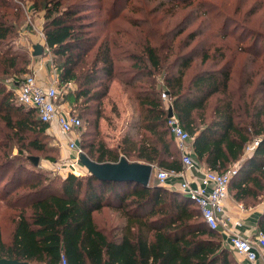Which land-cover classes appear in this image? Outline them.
Returning <instances> with one entry per match:
<instances>
[{
	"label": "trees",
	"instance_id": "1",
	"mask_svg": "<svg viewBox=\"0 0 264 264\" xmlns=\"http://www.w3.org/2000/svg\"><path fill=\"white\" fill-rule=\"evenodd\" d=\"M29 1L44 13L60 85H77L66 94L70 112L96 117V140L80 143L91 159L118 162L124 156L182 171L168 126L172 107L192 137L193 159L218 172L239 162L229 195L245 207L262 202L264 30L253 23L254 9L243 12L237 0H161L157 6L147 0L144 17L134 19L113 14L106 0ZM96 3L104 19L93 13ZM24 17L21 3L0 0V203L13 223L10 240L0 225V259L59 264L64 254L69 264H240L187 194L157 180L145 187L72 172L48 179L28 159L44 153L56 161V150L43 139L50 125L34 108L17 104L6 87L8 78L19 85L31 71L29 53L11 45ZM113 22L131 27H110ZM114 82L133 112L110 145L101 120L109 119L105 106ZM82 126L83 120L77 132ZM25 163L33 169L25 171ZM258 230L264 232V216Z\"/></svg>",
	"mask_w": 264,
	"mask_h": 264
},
{
	"label": "built area",
	"instance_id": "2",
	"mask_svg": "<svg viewBox=\"0 0 264 264\" xmlns=\"http://www.w3.org/2000/svg\"><path fill=\"white\" fill-rule=\"evenodd\" d=\"M57 87V79L55 78L43 83L37 75L29 74L19 83L17 98L22 105L34 108L43 122L49 125L57 124L60 131L68 138V149L74 152V157L67 164L69 172L78 176L83 175L86 168L79 160V155L83 150L76 142V133L82 124V120L78 116L73 115L70 110L62 107L59 103L60 93ZM162 98L169 102L167 93L163 92ZM168 126L178 149L181 151L184 169H193L201 173V183L203 185L202 187L194 188L185 179L179 183L176 190L189 195L192 200L196 201L209 227L221 231L227 244L235 253L243 256L252 264H264V232L259 231L254 236L240 234L234 228L240 227L241 222H233L226 208V200L229 197V185L231 179L238 171L239 163L233 165L225 172L204 168L193 159L192 148L189 143L192 137L182 126L175 112L172 116H168ZM253 148L254 146L250 149ZM154 168L155 178L162 185H166V182L172 176L182 175L184 170L175 172L156 168L155 166ZM59 264H69L64 254H62Z\"/></svg>",
	"mask_w": 264,
	"mask_h": 264
},
{
	"label": "rangeland",
	"instance_id": "3",
	"mask_svg": "<svg viewBox=\"0 0 264 264\" xmlns=\"http://www.w3.org/2000/svg\"><path fill=\"white\" fill-rule=\"evenodd\" d=\"M117 1L118 2H116L115 5L114 0H106L105 8H109L108 5L110 4V8H112V13L115 15L118 14L121 17L123 16L134 19H141L144 17V13L148 9L147 0H139V1L117 0ZM150 1L154 3L153 6H157L158 3L161 2V0H154V2L152 0ZM16 2L19 5L21 3V6H23L25 17L23 19L21 27H19L20 33L18 34L17 37H15V39L12 40L11 45L17 51H25V52L27 51L32 61L33 59L41 58V60H44L46 62L47 71H48V74L45 77L46 80L47 81L48 79L53 80L54 78L57 79V85H58L57 88L60 93L59 103L61 105H64L65 109H68L70 111L73 110V106H71L68 102H66V94L70 90H75L77 88V85L74 82H70L67 85H60L59 71L57 68V65L59 64V60L53 55V53L49 50V48L46 45L45 35L43 31V25L45 22L44 13L41 11H36L32 6V2H30L29 0H25V1L16 0ZM236 4L238 5L239 9L242 10L243 12L246 11L247 13H249L254 9L257 14L255 13L253 15L252 18L254 21L253 23L259 29L264 30V6L261 4L260 0H237ZM99 6L100 3H96L97 8L93 13L98 15L97 17H99L100 19H104V17H106L105 15L106 13L105 11H100L98 9ZM133 7H138L139 12H132ZM95 19L96 17L94 18V20ZM115 24L122 28L131 27L128 23L126 24L124 22H121V24L117 22H113L111 23L110 27ZM37 43H43L45 45V51L40 56H34L32 54L34 51L33 45ZM263 46L264 44H261V48ZM262 56H263L262 58H264V54ZM29 74L37 75L34 73V69L31 68L30 73L24 75L22 78H24ZM6 87L14 92L15 102L19 104V101H17L18 100L17 93L19 91V85L14 84L13 78H8ZM114 104L117 105L118 108L117 111L113 110ZM132 108L133 106L130 103L127 94L122 90V87L118 82H114L110 92V100L106 101V106H105V110H106L105 113L109 119L101 120L102 135L110 145H115V143L118 140V137L121 136L122 131L120 130V128L123 127V123L125 119L131 117L133 112ZM75 114L81 115L83 120V126L76 133L77 144L81 147L80 144L81 142L86 141L88 143L95 141L96 140L95 115L93 116L92 114H85L82 111H80V109H76ZM87 119H89V122ZM43 139L48 144V146L56 150L55 152L51 153L53 157L56 158V161L45 159L44 157L47 154L44 153L38 154L41 157L40 164L38 166L39 170L43 171L48 177V179L59 178V177L63 178L67 176V174L70 173L67 164L73 158V156L70 155V153L67 151L68 138L60 131L58 127L54 130L51 126L47 130V134L43 136ZM250 148L248 151H250ZM1 151L2 150L0 149V153ZM9 151L11 152V156H13L14 153L17 154V147H15L14 150L12 151L9 150ZM4 159L5 158L2 156L0 158V162L3 161ZM19 164L20 162H17V165ZM25 166H26L25 171H31L33 169V165L30 163H25ZM87 173H89L87 169L84 170V174ZM156 180L157 179L155 178V172H154L151 182L154 183ZM7 213L8 211L0 203V225L3 229L5 240H10L13 232V223L7 218L8 216Z\"/></svg>",
	"mask_w": 264,
	"mask_h": 264
},
{
	"label": "crops",
	"instance_id": "4",
	"mask_svg": "<svg viewBox=\"0 0 264 264\" xmlns=\"http://www.w3.org/2000/svg\"><path fill=\"white\" fill-rule=\"evenodd\" d=\"M30 68L34 69V73L37 74V76L41 82L47 83L48 81H50V79H48V81H47L45 78L46 75L48 74V71H47L46 62L44 60H41V58L33 59ZM62 107H64V105H62ZM126 120H127V118H126ZM51 126L54 130L57 128L56 123H53ZM67 151L70 153V155H72L74 157L73 151H71L69 149ZM238 163L239 162H237L235 164H238ZM200 164L204 168H206V169L208 168L206 166V164H204V163H200ZM185 179L188 180L191 183L192 187H194V188H199V187L203 186L201 183V173H199L198 171L193 170V169H184L182 172V175L177 174L175 176H172L168 180V182L166 183L165 186L169 189H176L179 186V183H181ZM226 208H227L228 215L231 217V220L233 222L234 221H240L241 222L240 227L234 228L240 234H242L244 236H254L256 233L259 232L258 225H259L261 218L264 216V211H263L264 199L257 206L245 207L242 203L236 201L231 195H229L228 199L226 200ZM230 226H232V225L230 224ZM221 234L223 236V240H224L225 244L228 247H230L229 244H227V242L225 240V236L223 235L222 232H221ZM232 252L240 264H252V263L248 262L243 256H239L233 250H232Z\"/></svg>",
	"mask_w": 264,
	"mask_h": 264
},
{
	"label": "water",
	"instance_id": "5",
	"mask_svg": "<svg viewBox=\"0 0 264 264\" xmlns=\"http://www.w3.org/2000/svg\"><path fill=\"white\" fill-rule=\"evenodd\" d=\"M33 55L40 56L45 51V45L37 43L33 45ZM174 113L171 107L168 116ZM28 159L34 164L39 165L41 158L39 156H29ZM80 163L87 169L90 174L97 176L104 181H128L139 182L143 186H150L154 173V165L144 162H131L122 156L118 162H97L91 159L85 152L79 155ZM0 264H30L28 261L16 259L1 258Z\"/></svg>",
	"mask_w": 264,
	"mask_h": 264
}]
</instances>
